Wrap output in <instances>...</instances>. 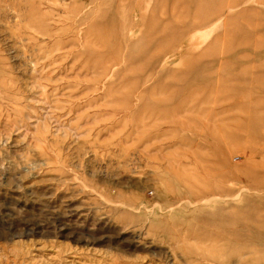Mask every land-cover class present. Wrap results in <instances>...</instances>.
<instances>
[{
    "label": "rangeland",
    "instance_id": "rangeland-1",
    "mask_svg": "<svg viewBox=\"0 0 264 264\" xmlns=\"http://www.w3.org/2000/svg\"><path fill=\"white\" fill-rule=\"evenodd\" d=\"M0 264H264V0H0Z\"/></svg>",
    "mask_w": 264,
    "mask_h": 264
}]
</instances>
